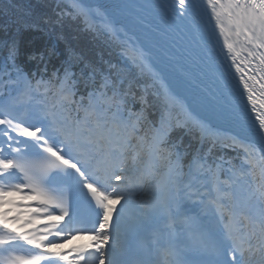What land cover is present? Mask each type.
I'll return each instance as SVG.
<instances>
[{
	"label": "snow or ice",
	"instance_id": "6c2138e0",
	"mask_svg": "<svg viewBox=\"0 0 264 264\" xmlns=\"http://www.w3.org/2000/svg\"><path fill=\"white\" fill-rule=\"evenodd\" d=\"M205 2L225 72L199 111L95 0H59L57 19L43 23L51 31L65 17L83 20L128 67L103 71L70 53L49 73L41 52L28 57L39 72H28L19 29L0 40V264H264V0ZM172 11L181 22L207 15L195 0H174ZM22 26L43 30L40 18ZM176 131L199 147L182 150ZM225 151L236 155L225 160ZM142 233L152 247L135 246Z\"/></svg>",
	"mask_w": 264,
	"mask_h": 264
},
{
	"label": "trees",
	"instance_id": "16d2710c",
	"mask_svg": "<svg viewBox=\"0 0 264 264\" xmlns=\"http://www.w3.org/2000/svg\"><path fill=\"white\" fill-rule=\"evenodd\" d=\"M59 0H0V40L11 38L19 29L20 40V63L25 70L31 72L36 70L39 72L38 62L29 60L28 57L33 53L45 54L48 63L49 73L53 68L61 67L62 63L68 59L72 53L82 58L84 62L91 63L99 69L106 71L110 65L119 67H128L127 62L120 55L119 46L109 40L102 33L88 30L84 21L71 17H65L61 23L50 26L43 23L44 19H57L56 11ZM40 18V27L43 30L25 29L22 25L24 21H32ZM55 48L56 55L48 59V50ZM83 67L81 63L79 68ZM135 72V70H132ZM138 83H145L144 80H139ZM139 95L138 89H133ZM151 91V90H150ZM148 101L152 105H157L158 102L154 96L148 95ZM135 108L139 109V103L135 104ZM152 109L149 108V112ZM183 137L181 149L188 148L194 151L199 147V140L192 135H186L182 131L172 133V139L178 140ZM207 145H205V148ZM221 153L214 152L209 157V162L219 157ZM225 160L234 157L235 152L225 151ZM219 162V160H217ZM233 163L238 164L239 160H234ZM225 163V167H227Z\"/></svg>",
	"mask_w": 264,
	"mask_h": 264
},
{
	"label": "bare ground",
	"instance_id": "6f19581e",
	"mask_svg": "<svg viewBox=\"0 0 264 264\" xmlns=\"http://www.w3.org/2000/svg\"><path fill=\"white\" fill-rule=\"evenodd\" d=\"M102 5V4H100ZM106 8L107 15L117 23L118 27H122L124 31L128 34V37H130V42L136 45H139L143 49L149 52V60L154 65V67L161 73L162 78L164 79L165 83H167L176 93L180 95L182 99H184L193 109L199 111V108L197 106V99L193 98V96L190 94L188 89L179 83H177L168 73L167 69L163 66V64L157 59L155 54L142 42V40L135 35V33L132 31V29L127 25L123 19L113 10L110 8ZM148 238L151 241V237L148 236ZM84 239V238H83ZM82 239L79 238H73L71 241L68 242V244L65 245V250L68 248L69 244L79 241Z\"/></svg>",
	"mask_w": 264,
	"mask_h": 264
},
{
	"label": "water",
	"instance_id": "95a60500",
	"mask_svg": "<svg viewBox=\"0 0 264 264\" xmlns=\"http://www.w3.org/2000/svg\"><path fill=\"white\" fill-rule=\"evenodd\" d=\"M95 1H97V0H95Z\"/></svg>",
	"mask_w": 264,
	"mask_h": 264
},
{
	"label": "rangeland",
	"instance_id": "374dc122",
	"mask_svg": "<svg viewBox=\"0 0 264 264\" xmlns=\"http://www.w3.org/2000/svg\"><path fill=\"white\" fill-rule=\"evenodd\" d=\"M131 43V42H130Z\"/></svg>",
	"mask_w": 264,
	"mask_h": 264
}]
</instances>
